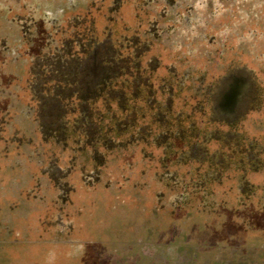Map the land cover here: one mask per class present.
I'll list each match as a JSON object with an SVG mask.
<instances>
[{
  "label": "rangeland",
  "instance_id": "1",
  "mask_svg": "<svg viewBox=\"0 0 264 264\" xmlns=\"http://www.w3.org/2000/svg\"><path fill=\"white\" fill-rule=\"evenodd\" d=\"M0 264H264V0H0Z\"/></svg>",
  "mask_w": 264,
  "mask_h": 264
}]
</instances>
